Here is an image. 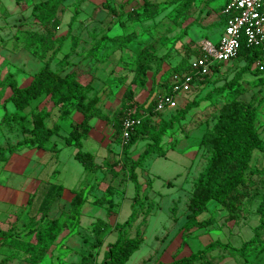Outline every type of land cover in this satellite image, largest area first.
I'll use <instances>...</instances> for the list:
<instances>
[{"label":"rangeland","instance_id":"rangeland-1","mask_svg":"<svg viewBox=\"0 0 264 264\" xmlns=\"http://www.w3.org/2000/svg\"><path fill=\"white\" fill-rule=\"evenodd\" d=\"M40 1L42 0L17 4L15 0H0V123L3 116L1 105L10 95V90L4 81L5 77L13 73L20 86H27L33 75L43 66L45 59L51 56V52L45 53L41 48L28 49L25 46L27 32H36L40 29L31 15L32 6ZM150 1L161 4V9L153 19L149 20L131 21L126 16L120 17L124 11L129 13L142 6L144 0H67L58 13L60 25L55 31V36L57 38L67 36V41L62 51L52 61V68L61 75L76 69L83 80H91L95 90L101 95L100 106L109 116L113 115L121 103L126 85L133 78L136 55L142 48L149 47L151 64L146 85L135 86L134 89L136 101L147 105L153 101L155 94L159 95L167 90L175 76L172 74V68L188 55V44L191 40L194 41L193 45L190 44L193 49H199L204 39L214 44L221 41L224 32L221 9L227 0H195L192 8L179 19H175L176 4H172L173 0ZM121 7H124V11ZM76 11L78 18L69 32V24ZM187 27V35L180 38ZM131 33L137 35V39L131 45L116 48L106 43L104 49L98 53L102 58L100 62L86 58L88 51L103 35L115 37ZM74 42L77 44L76 47H73ZM65 54H69L70 57L63 60ZM162 58L164 60L159 65ZM259 62L264 64V53L252 66L251 71L243 76L241 84L245 88V93L239 100L245 104L253 103L259 106L256 128L260 137L264 139V85H254L256 80L264 77V72L257 70ZM246 64V59L242 57L220 65L218 72L211 73L209 82L206 84L196 82L192 92L177 95V111L193 101L199 105L193 108L186 119L175 125L174 130L168 132L163 139V148L167 150V156L162 158L153 155L143 168L137 170L139 181L143 185L142 193L148 196L149 201L155 203L156 209L147 218L142 246L131 256L127 264H139L141 260L154 257L158 248L155 241L157 236H167L166 244L173 241L162 258H160L161 253L155 257L164 263L186 258L217 241L229 243L230 247L239 249L244 242L254 236V229L259 223L257 207L264 193V172H262L264 154L259 151L254 153L250 163L251 173L247 174L249 197L243 200L234 219H228L229 214L226 210L221 209L215 202H210L208 212L199 219L213 216L218 227L185 239L187 240L185 245L181 232L189 212L188 205L194 183L208 159V153L200 147L201 136L213 126L220 107L231 97V94H213L210 99L207 96L231 81ZM125 77V83L120 81L119 78ZM170 114L165 112L160 115V119L168 120ZM80 120L79 114L73 116L74 123ZM158 122L159 120H156L154 124L157 125ZM92 126L93 131L88 140L84 141V150L92 151L98 164H102L106 159L110 165H113L122 156L120 143H110L113 126L97 119L92 121ZM63 127L62 133L66 137L69 123L64 122ZM22 138V134L17 129L0 128V143L4 146L14 145ZM63 139L53 137L51 140L50 146L55 143L62 149L55 153L50 163L43 162L45 156L41 152L37 153L38 149H24L14 155L8 163L4 165L0 163V208H7L5 215L0 217V226L4 229L13 226L16 232H21V237L27 232L23 231V225H27L30 217L36 214L43 194L50 184L61 183L66 189L64 196L52 206L51 219H56L69 211L72 191L81 187L87 189L92 187L89 203L86 204L80 223L75 224L76 221L67 223L65 230L57 239L56 248H50L48 255L40 264H70L79 261L82 255L92 252L91 231L96 220L103 219L111 224L123 223L129 218L132 210L134 185L128 181L126 174L123 173L115 179L109 173L107 166H103L96 175L87 173L74 157L77 150L65 146ZM148 142L150 140L147 137L139 138L132 147L130 156L137 159ZM175 142H178V145L172 149ZM106 144H109L110 153L107 152ZM119 169L120 166H116V170ZM60 171L64 173L62 182L58 181ZM30 180H32L31 184ZM108 187L114 189L117 205L116 215L110 218L106 216L105 209L92 204L96 198L105 195ZM31 196L34 197L33 205L27 206V200ZM174 206L176 208L172 210ZM18 215L19 219L15 222ZM141 219L142 216L139 221ZM232 221L235 223H231ZM232 224L237 226L236 229L230 227ZM246 224V228L238 230L239 225L243 227ZM117 237L116 232L112 233L106 239L104 246L114 243ZM176 250L177 253L173 256L172 251ZM215 251L226 256L225 261L219 264H238V262L264 264V253L259 254L257 250H249L244 258L226 255L225 250L221 248ZM6 254L7 248L0 246V264H3L2 260ZM101 259L102 257L99 261ZM6 264L27 263L9 260Z\"/></svg>","mask_w":264,"mask_h":264},{"label":"trees","instance_id":"trees-1","mask_svg":"<svg viewBox=\"0 0 264 264\" xmlns=\"http://www.w3.org/2000/svg\"><path fill=\"white\" fill-rule=\"evenodd\" d=\"M15 1L17 4H21L24 1L33 0ZM66 1L42 0L32 6L31 15L40 29L36 32H27L25 46L28 49L32 47L41 48L45 53L51 52V56L45 59L43 66L33 75L27 86H20L13 73H9L4 79L10 90V95L1 105L3 116L0 128L17 129L23 138L14 145L4 146L0 143V163L3 165L8 163L14 155L24 149L60 152L61 149L57 144L54 143L52 146L49 144L53 137L62 138L60 135L63 128L62 124L64 122L69 123L70 130L63 139L64 145L74 147L77 150L74 157L87 173L96 175L103 166H107L113 178L116 179L125 173L128 181L134 185L133 204L129 218L123 223L116 222L115 224L103 219L96 220L91 231L92 252L82 255L79 261L70 264H127L131 256L142 246L147 218L156 209L155 203L152 200L149 201L148 196H144L142 193L143 185L139 181L137 170L143 168L153 155L162 158L167 156V150L163 148V139L168 132L174 130L175 125L184 121L188 113L199 104L194 101L187 103L179 111H177L178 108L169 111L168 114H172L168 120H161L160 115L164 113H159L155 109V101L158 95L155 94L153 101L147 105L136 101L134 87L146 85L151 64L150 49L144 47L136 55L133 78L126 85L119 107L112 116L107 115L100 106L101 95L95 90L94 84L92 82L83 84L78 70L72 69L61 75L52 68V61L62 51L64 43L67 41V36L59 38L55 36V31L60 25L58 13ZM231 1L227 0L221 9V13ZM194 2L195 0H173L172 4H176L174 8L175 19L184 17ZM121 9L124 11V7ZM160 9L161 4L144 0L142 6L131 10L129 13L124 11L120 17L126 16L131 21L149 20L153 19ZM77 18L78 12L76 11L69 24V32ZM226 19L223 14L221 20L223 27H225ZM187 32L188 27L180 38L187 35ZM136 39L137 35L133 33L115 37L103 35L88 51L86 58L100 62L102 58L98 56V53L104 49L106 43L117 48L131 45ZM190 44L193 45L194 41L191 40L188 44V55L172 68L173 75L181 76L184 73H189L196 77V73L191 69V60L200 57L202 54L199 49L191 48ZM76 46L77 44L74 42L73 47ZM263 53L264 48L248 47L243 39L239 56L236 59L244 57L247 64L235 74L231 81L213 90L207 96L210 99L213 94H231V97L220 107L219 115L216 116L213 126L207 129L200 139V147L208 153V159L193 186L188 205L189 212L181 230L183 241L188 238V233L193 228L205 229L216 223V218L213 216L199 220L204 213L208 212L210 202H215L221 209L226 210L229 214L228 219H234L233 217L243 204V200L249 197L247 174L248 172L251 173L250 163L254 153L259 151L264 154V139L260 137L256 128L259 106L253 103L245 104L239 98L245 93V88L241 84L243 76L251 71L252 66L259 61ZM69 57V54H65L63 60ZM160 60L159 65L164 59ZM220 65L222 64L215 65L212 72H218ZM262 65V70L261 66L258 65V72H264V64ZM119 79L124 83L126 81V77ZM210 79L211 74H208L197 81L206 84ZM254 85H264V77L256 80ZM175 86L170 82L167 90L161 94L174 95L177 92L174 90ZM55 111H57V117L53 121ZM75 114L81 116L78 123L73 122ZM127 117L139 119L141 123L131 134L128 142L121 144L123 121ZM96 119L113 126L114 131L110 143L119 142L122 147V156L113 165H110L106 159L103 160L102 164H98L95 154L84 150V141L91 134L93 130L92 121ZM156 120H159L157 125L154 124ZM141 137H147L150 142L137 159H134L130 156V151ZM177 145L178 142H175L172 149L176 148ZM110 151L108 147L107 152L110 153ZM116 166H120V169L116 170ZM249 184L252 183L249 182ZM91 189L92 187L89 189L81 187L72 191L69 211L56 219H51V208L58 199L64 196L65 187L62 184H50L36 214L30 217L27 225H23V231H27L24 237H21V232H16L13 226L8 229L0 226V246L7 248V254L2 263L6 264L9 260H20L27 264L42 263L50 248H56L57 239L65 230L67 223L71 221H76L75 224L80 223L86 204L89 203ZM114 195V189L108 187L105 195L96 198L92 204L105 209L106 216L110 218L116 215L115 208L117 205ZM33 199V196L29 197L27 206L33 205ZM175 208L174 206L172 210ZM257 215L259 216V224L254 229V236L249 241L244 242L239 249L230 247L229 243L217 241L186 258L177 259L171 263L156 261L153 264H211L206 258L218 248L240 258H244L251 249L257 250L259 254L263 253L264 193L257 207ZM140 216H142L141 221H139ZM18 219L19 215L15 222ZM114 232L118 235L116 241L110 243L104 250L106 239ZM100 257H102L101 261H99ZM51 258L53 259V256Z\"/></svg>","mask_w":264,"mask_h":264},{"label":"built area","instance_id":"built-area-1","mask_svg":"<svg viewBox=\"0 0 264 264\" xmlns=\"http://www.w3.org/2000/svg\"><path fill=\"white\" fill-rule=\"evenodd\" d=\"M226 16V24L221 41L214 44L208 39L201 41L200 57L191 60V69L196 77L189 73L175 75L172 84L176 85L174 95L160 94L155 101V109L159 113L173 111L178 108L177 95L192 92L200 78L211 74L218 64H228L239 56L241 41L244 39L248 47L264 48V0H232L222 12ZM261 70L263 65L259 62ZM198 80V81H197ZM141 123L139 119L127 117L123 121L121 144H126Z\"/></svg>","mask_w":264,"mask_h":264},{"label":"crops","instance_id":"crops-1","mask_svg":"<svg viewBox=\"0 0 264 264\" xmlns=\"http://www.w3.org/2000/svg\"><path fill=\"white\" fill-rule=\"evenodd\" d=\"M80 80H81V82L83 83V84H88V83H90L91 82V80H83L82 79V76L80 77ZM56 117H57V111H55L54 112V117L53 118H55L56 119ZM54 119V120H55ZM62 127H63V124H62ZM64 128V127H63ZM63 128H62V131H61V133H60V135L62 136V138H64L65 136H64V133H62L63 132ZM69 130H70V127H69ZM93 131V130H92ZM68 133H69V131H68ZM67 133V134H68ZM67 136V135H66ZM88 140V139H87ZM109 144H106V148H108L109 146H108ZM84 147H85V145H84ZM60 148V147H59ZM90 148V147H89ZM60 149H62V148H60ZM90 150V149H89ZM43 153V155L45 156V160L43 161L45 164H47V163H50L51 162V160H52V158L55 156V153H53V152H47V151H43V150H37V153ZM92 152V151H91ZM57 155H59V154H57ZM45 166V165H44ZM54 170H55V168H53ZM61 173H63V171L61 172L60 171V175H59V179H58V181H60V182H62V181H64V173H63V177L61 178ZM60 178H61V180H60ZM27 181V180H26ZM66 181V180H65ZM26 183V182H25ZM30 184L32 183V180H30V182H29ZM27 184L28 185V187L30 186V184ZM61 184V183H60ZM63 185V184H62ZM64 186V185H63ZM65 187V186H64ZM65 191H66V189H65ZM44 195H45V193L43 194V197H44ZM43 197H42V199H43ZM7 209V208H6ZM6 209H2V208H0V217L2 216V215H5V211H6ZM9 213V212H8ZM175 220V219H174ZM176 220H178V218H176ZM199 220H203V219H199ZM185 222H186V220L184 221V223L183 224H185ZM235 223V221H232L231 223ZM218 223H215L214 225H212V226H210V227H208V228H205V229H197V228H193L192 230H190V232L188 233V238H190V237H193V236H197V235H200V234H202V233H207L208 231H211V230H213V229H215L216 227H218V225H217ZM230 224V223H229ZM259 224V223H258ZM258 226V225H257ZM256 226V227H257ZM2 227V226H1ZM231 228H233V229H236V227L237 226H235L234 224H232L231 226H230ZM247 227V224L246 225H244L243 227H241L240 225L238 226V230H240L241 228L242 229H244V228H246ZM206 231V232H205ZM182 232V231H181ZM264 236V235H263ZM168 239H167V236H163V237H156L155 238V241H156V243L158 244V248H157V250H156V253L154 254V257H152V256H150L149 258H147V259H144V260H141L140 261V263L139 264H153V263H155L156 261H161L160 259H155V257H156V255H158L159 253H161V257L160 258H162L163 256H164V254L167 252V250H168V248L171 246V244H172V242H170V244L168 243V244H166V241H167ZM264 241V240H263ZM186 242H187V240H185L184 241V245L186 244ZM107 246L108 245H106V246H104L105 248H104V250H106L107 249ZM220 249V248H219ZM219 252L220 251H222V250H218ZM226 252V255L228 254V255H230L229 253H227V251H225ZM172 253H173V256L177 253V250L176 251H172ZM264 253V252H263ZM262 254V253H261ZM264 257V256H263ZM209 262H211V264H219L220 262H222V261H225V259H226V256L225 255H221V254H218L217 253V251H214L213 253H211L207 258H206ZM239 259V258H238ZM161 262H163V261H161ZM171 262H173V261H171ZM171 262H165V263H171ZM238 264H241V262H238Z\"/></svg>","mask_w":264,"mask_h":264}]
</instances>
